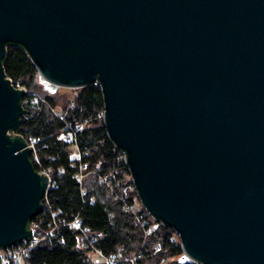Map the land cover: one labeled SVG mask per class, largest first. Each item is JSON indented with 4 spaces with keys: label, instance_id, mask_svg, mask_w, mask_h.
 Masks as SVG:
<instances>
[{
    "label": "water",
    "instance_id": "95a60500",
    "mask_svg": "<svg viewBox=\"0 0 264 264\" xmlns=\"http://www.w3.org/2000/svg\"><path fill=\"white\" fill-rule=\"evenodd\" d=\"M8 46L103 126L179 264H264V0H0V251L37 243L49 179L19 135Z\"/></svg>",
    "mask_w": 264,
    "mask_h": 264
},
{
    "label": "trees",
    "instance_id": "16d2710c",
    "mask_svg": "<svg viewBox=\"0 0 264 264\" xmlns=\"http://www.w3.org/2000/svg\"><path fill=\"white\" fill-rule=\"evenodd\" d=\"M3 69L16 89L26 91L18 133L27 142L35 141L36 159L30 156L33 168L37 172L49 169L52 177L42 201L44 210L31 221L38 242L23 264H94L92 248L85 249L83 244L85 236L95 234L101 237L93 245L105 256L122 252L124 260L117 264H131L128 260L133 256L138 257L135 264H179L183 252L172 229L156 225L148 217L139 220L123 209L124 202L134 205L140 201L129 190L131 177L123 154L103 126L99 85L72 90L75 94L69 99L39 78L29 56L18 46L6 48ZM34 100L36 104H32ZM73 128H81L76 135L80 163L71 159V144L61 140ZM81 163L87 171L79 183L76 175ZM119 196H125L124 202ZM139 210L138 214L145 212L143 207ZM74 220L88 233L74 230Z\"/></svg>",
    "mask_w": 264,
    "mask_h": 264
},
{
    "label": "built area",
    "instance_id": "2783aa9c",
    "mask_svg": "<svg viewBox=\"0 0 264 264\" xmlns=\"http://www.w3.org/2000/svg\"><path fill=\"white\" fill-rule=\"evenodd\" d=\"M94 85H98L97 83H95ZM37 101L34 100L32 101V104H36ZM59 119H63V115H59V114H56ZM81 128H73V129H68L67 131H65L62 136H61V140L65 143H68V144H71V146H74L76 148V135H77V132L80 130ZM27 142V141H26ZM28 144V148H30L31 150V156L33 155L34 159H36V151H35V141L34 140H30L29 142H27ZM77 149V148H76ZM78 152V150H77ZM122 158H123V162H124V156L122 155ZM73 161H78L80 163V155L78 153V157L76 159H72ZM87 171V166L86 164H80L78 166V174L76 175V178L78 179L79 183H81V181L84 179L85 175H84V172ZM40 175H44V176H47L48 179H49V185H48V189L50 188L51 186V183H52V177H51V171L49 169H44L40 172H38ZM130 188L132 189V191H135L134 189V186L132 184V181H131V186ZM47 189V191H48ZM47 194V192H46ZM46 196V195H45ZM137 196V195H136ZM120 200H122V202H124L125 200V196H119ZM142 207V206H141ZM126 212H132L133 214L136 215L137 219H143L145 217H148L150 218L156 225H161L163 226V224L161 222H158L156 221L152 216L149 215V213L145 210L144 213L142 214H138L137 212H139L140 210L139 209H136L135 205H129L127 204V202H124V208H123ZM31 228L33 229L34 231V234H35V229L36 228V225L34 223H31L30 224ZM71 226L74 230H77V231H80L82 234H87L88 231L87 229H83L82 228V225H81V222H79L78 220H74L72 223H71ZM164 227V226H163ZM36 237V235H35ZM101 237L100 235H93L92 237H87L85 236V240H87L86 243L83 244V248H92V256H95L96 259L99 261L98 264H117L121 261L124 260L123 258V254L121 251H118L116 254H112L110 256H105L100 250H97L95 247H94V242L97 240L96 238H99ZM37 238V237H36ZM36 243H27V242H24L22 244H19L18 246L16 247H13L9 250H6L5 252H7V255L9 256H1L2 257V264H8L9 261H13L15 264H23V261L25 258H27L28 256V251L35 245ZM2 252V251H0ZM13 253V254H12ZM138 257L136 256H133L131 259H129L128 261L131 263V264H135V262L137 261Z\"/></svg>",
    "mask_w": 264,
    "mask_h": 264
},
{
    "label": "rangeland",
    "instance_id": "374dc122",
    "mask_svg": "<svg viewBox=\"0 0 264 264\" xmlns=\"http://www.w3.org/2000/svg\"><path fill=\"white\" fill-rule=\"evenodd\" d=\"M55 90V89H54ZM59 92V94H65L69 99H72L73 98V96H74V94H75V92L74 91H72V90H70V89H63V88H58V89H56L55 90V92ZM57 114H59V115H61V113L60 112H58L57 110L55 111ZM71 159H76L77 157H78V152H77V149L74 147V146H71ZM129 190L130 191H132V189L131 188H129ZM134 205H135V207H136V209H140L141 208V205H140V202L138 203V202H134ZM35 229V228H34ZM13 254V253H12ZM9 256V255H7V252H5V251H2V252H0V256ZM91 260H92V262L94 263V264H98L99 263V261L96 259V257L95 256H92L91 257Z\"/></svg>",
    "mask_w": 264,
    "mask_h": 264
}]
</instances>
